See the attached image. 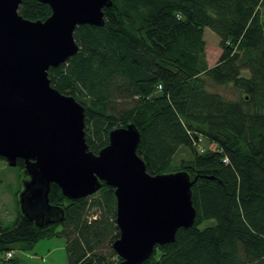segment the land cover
<instances>
[{"label":"trees","instance_id":"16d2710c","mask_svg":"<svg viewBox=\"0 0 264 264\" xmlns=\"http://www.w3.org/2000/svg\"><path fill=\"white\" fill-rule=\"evenodd\" d=\"M110 1L103 25L78 26V53L47 77L83 107L90 152L107 146L112 130L133 125L148 174L184 171L196 179L193 225L142 264H264V0ZM18 14L43 22L51 9L20 0ZM205 28L220 38L209 68ZM212 87H230L236 98ZM16 167L24 183V161ZM20 191L14 224L0 223L1 264H25L14 253L54 236L65 239L70 264L121 261L112 249L119 237L113 188L68 200L51 184L48 203L63 214L43 228L21 214ZM207 221L213 224L200 228Z\"/></svg>","mask_w":264,"mask_h":264},{"label":"water","instance_id":"95a60500","mask_svg":"<svg viewBox=\"0 0 264 264\" xmlns=\"http://www.w3.org/2000/svg\"><path fill=\"white\" fill-rule=\"evenodd\" d=\"M51 9L43 22L18 14L20 0H0V158L9 167L25 164L18 196L23 216L43 228L58 223L62 210L48 203L51 184L68 200L114 189L119 237L117 264H142L156 246L173 243L176 232L195 220L191 187L196 179L179 171L150 175L137 156L133 125L112 130L97 155L88 150L84 109L51 87L49 68L78 53V26L103 25L110 0H38ZM94 264V263H84Z\"/></svg>","mask_w":264,"mask_h":264},{"label":"rangeland","instance_id":"374dc122","mask_svg":"<svg viewBox=\"0 0 264 264\" xmlns=\"http://www.w3.org/2000/svg\"><path fill=\"white\" fill-rule=\"evenodd\" d=\"M205 42V60L207 67H212L218 60L221 49L220 38L210 29L205 28L203 32ZM246 76L247 72H243ZM213 92H219L228 98H236L230 87H212ZM120 106L123 104L119 103ZM204 146H210L207 142H202ZM187 157L183 152L177 159ZM28 179V177H27ZM23 172L18 167H9L6 162L0 160V223L4 228H10L17 216L16 194L23 186ZM19 196V195H18ZM213 221L203 223L200 228L211 226ZM60 228H57L59 231ZM17 256L23 259L25 264H70L65 249V239L54 236L52 238L40 240L30 251L16 252ZM37 256L38 258H31ZM114 261L116 259H113ZM117 264V263H116Z\"/></svg>","mask_w":264,"mask_h":264},{"label":"built area","instance_id":"2783aa9c","mask_svg":"<svg viewBox=\"0 0 264 264\" xmlns=\"http://www.w3.org/2000/svg\"><path fill=\"white\" fill-rule=\"evenodd\" d=\"M159 89H160V86L158 87ZM12 257V254L11 253H7L6 254V259H9V258H11Z\"/></svg>","mask_w":264,"mask_h":264},{"label":"crops","instance_id":"0c3cea01","mask_svg":"<svg viewBox=\"0 0 264 264\" xmlns=\"http://www.w3.org/2000/svg\"><path fill=\"white\" fill-rule=\"evenodd\" d=\"M14 256H17V254L16 253H14ZM1 257V256H0ZM17 257H19L22 261H23V259L20 257V256H17ZM31 258H38L37 256H35V257H31ZM0 264H1V262H0Z\"/></svg>","mask_w":264,"mask_h":264}]
</instances>
